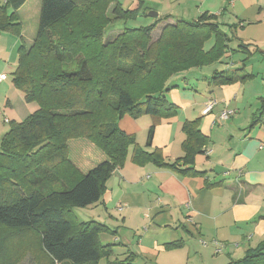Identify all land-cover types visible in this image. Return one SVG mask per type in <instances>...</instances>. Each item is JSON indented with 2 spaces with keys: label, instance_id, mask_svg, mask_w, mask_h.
<instances>
[{
  "label": "trees",
  "instance_id": "trees-1",
  "mask_svg": "<svg viewBox=\"0 0 264 264\" xmlns=\"http://www.w3.org/2000/svg\"><path fill=\"white\" fill-rule=\"evenodd\" d=\"M26 2L0 0V33L22 39L18 11ZM142 8L143 2L128 9L118 0H42L37 35L31 47L21 42L12 74L25 101L38 109L24 121H9L10 130L0 137V264H13L21 255L48 264H135L134 255L117 259L114 244L101 242L102 233L115 232L100 222L79 220L75 210L102 201L106 183L130 151L137 164L204 174L196 169L208 142L200 120L184 123V156L173 164L164 162L159 149L147 153L140 148L119 121L125 116L173 117L177 106L165 95L175 88L169 81L222 63L232 38L216 16L204 13L193 21L165 24L156 41L152 34L161 18L125 28L104 42L111 24L135 21ZM247 48L241 44L236 52L249 54ZM245 62L238 69L216 70L212 84L251 80ZM256 117L255 123L264 117V97ZM155 127L149 130L148 146ZM77 139L91 141L109 160L81 173L69 158V142ZM228 264H264V243Z\"/></svg>",
  "mask_w": 264,
  "mask_h": 264
},
{
  "label": "crops",
  "instance_id": "crops-1",
  "mask_svg": "<svg viewBox=\"0 0 264 264\" xmlns=\"http://www.w3.org/2000/svg\"><path fill=\"white\" fill-rule=\"evenodd\" d=\"M140 2L143 8L138 17L147 16L146 26L160 18L164 21L158 27L178 19L193 21L204 13L216 16L226 30L230 25H239L243 32L249 31L246 43L239 42L237 47L229 44V53L222 62L225 68L219 71L241 68L246 60L245 69L253 78L262 74L251 68L255 59L251 45L257 47L263 61L264 0H135L128 9H137ZM29 9L22 17L30 22L35 13ZM150 12H157L158 17H150ZM26 30L23 25L22 39L0 33V76L9 75L0 85V95L10 115L14 106H27L21 118H6L10 122H21L38 109L35 103H24V95L12 77L21 42L29 46L35 39V34L28 38ZM241 44L248 46L249 54L245 49L236 52ZM194 70L174 77L178 83L167 93L177 106L173 117L157 121L149 116H125L119 121L120 128L133 136L140 148L147 153L161 150L164 162L170 164L184 156L186 121L200 120L208 142L196 158V169L204 173L201 176L182 175L153 163L137 164L131 160V151L124 166L114 171L102 201L87 209L106 213L98 214L99 221L100 217H111L114 224L107 220L102 224L115 233L106 232L103 238L114 244L117 259L134 255L135 264H228L264 243V117L255 123L264 84L258 91L248 87L250 80L215 85L210 81L213 72L211 76L202 73L203 81H199L191 79ZM212 101L216 105L205 113ZM226 109L234 115L222 121L220 114ZM154 124L148 146L149 130ZM69 158L83 174L109 160L87 139L69 142ZM120 229L123 238L116 236Z\"/></svg>",
  "mask_w": 264,
  "mask_h": 264
},
{
  "label": "rangeland",
  "instance_id": "rangeland-1",
  "mask_svg": "<svg viewBox=\"0 0 264 264\" xmlns=\"http://www.w3.org/2000/svg\"><path fill=\"white\" fill-rule=\"evenodd\" d=\"M134 1L135 0H119V2L122 3V5H123L124 8H129V6ZM41 3H42V0H30L28 2V4L23 8V10L19 13V15L21 17V20L23 22V25L27 29L26 32H27V37L28 38L31 37V34H35L34 35L35 37L37 35V31H38V28H39V18H40ZM30 6H31V8L29 9ZM27 9H29L30 11H32L33 14L35 13L34 15L31 14V16H30V18H31L30 22L29 21H26L22 17V16H24L25 11ZM146 19H147V16L140 15L135 21L120 20V21L114 22L105 31V41L104 42H110V41L115 40V38H117V36L119 34H121L122 31L125 28L131 29V28H140V27L146 26L145 25ZM237 24H238V22H237ZM162 27L161 26L157 27V29L153 32V34H152L153 41H156L159 38V36L161 34ZM224 30L232 38V44L234 45L233 47H237L238 46L237 44L239 42H242V41L243 42L245 41V43H246V38L248 36L247 34L249 33V31L243 32L242 28L239 27V25H238V27L236 26V27H234V29H232L230 31L228 29L227 30L224 29ZM27 42H28V44H30V41H27ZM33 42H34V40H33ZM247 42H249V41H247ZM211 43H212V41L211 42H208L205 45V49L206 50L210 49V44ZM32 44L29 45V47H31ZM251 47H252V53L255 56V59L253 60L254 62L252 64V67L251 68L254 69V72L255 73L259 70L262 74H260L259 76L253 78L252 80H250V82L248 84V87H250L251 90L256 89L258 91L259 89L261 90V85L264 84V82H263L264 81V74H263V70H264V60L262 61L261 58H260V54L261 53L257 54V51H256V48L257 47L254 46V45H251ZM257 57L259 59H257ZM220 68L221 69L222 68H225V65L223 63H218V64H215V65H213L211 67L204 68V70H199V69H201V68H199L197 70H194V75L192 76L191 79H196V80H199V81H203L202 76H201L202 73H204L205 75L207 74L208 76H211L212 75V72L214 74V72L216 70H219ZM203 71H205V72H203ZM174 77H177V76H174ZM174 77L169 81L168 85H176L178 83V81ZM212 77H213V75H212ZM210 81L212 83V78H211ZM165 95L171 101V97L168 94H165ZM21 96L23 97L22 94H21ZM22 99L24 100V97ZM5 102L6 101H5L4 96L0 95V115L2 116L1 119H0V130H4L3 132H0V134H1L0 137L1 138L10 130L9 123H6L5 122L6 118H11L10 117L11 115H13L14 118H21L22 117V114H23V111L27 109L26 104H25V107H22V108L21 107L20 108L18 107V108L15 109V106H14L13 109L11 110V115H10V113L7 112L8 110L6 109ZM24 103H27V102L25 101ZM31 104H34V103H30V105ZM36 106L38 108V105L37 104H36ZM4 110H6V111L3 112ZM22 120L24 121L25 119H22ZM92 209L93 208H89V209H87V208H85V209H76L75 210V215H76V217L79 220H82V221H88V220H91L93 218H96L94 220L98 222L99 221L98 214L99 213H104V212H102V211L101 212H93ZM104 214H106V213H104ZM106 217H107V219H104L103 217H100L101 218V221H99V222L102 223V222H105V220H107L106 222L108 224H114V223L110 222V220H112L111 217H109L108 215ZM103 234L104 233H102L100 235L101 242L103 244H111V243H108L103 238ZM116 236H118L120 238H123L124 234L122 233V230L121 229L117 231ZM113 243H115V241H113ZM113 249L115 250L116 248L114 247ZM240 254H242V253H240ZM241 256H243V255H240L238 258H240ZM13 264H48V263L43 258L37 259V258H35V257L31 256V255H21V256H19V258H17V260H15L13 262ZM136 264H140V263H136Z\"/></svg>",
  "mask_w": 264,
  "mask_h": 264
},
{
  "label": "built area",
  "instance_id": "built-area-1",
  "mask_svg": "<svg viewBox=\"0 0 264 264\" xmlns=\"http://www.w3.org/2000/svg\"><path fill=\"white\" fill-rule=\"evenodd\" d=\"M9 75L7 74H3L0 76V85L6 81L8 79ZM216 105V102L215 101H212L209 105H208V108L206 109L205 113H209L213 107ZM232 115H234V112L233 111H230V110H224L221 114H220V119L222 121H226L228 120ZM6 123H9V120H5Z\"/></svg>",
  "mask_w": 264,
  "mask_h": 264
},
{
  "label": "water",
  "instance_id": "water-1",
  "mask_svg": "<svg viewBox=\"0 0 264 264\" xmlns=\"http://www.w3.org/2000/svg\"><path fill=\"white\" fill-rule=\"evenodd\" d=\"M149 16L152 18H157L158 17V13L157 12H150Z\"/></svg>",
  "mask_w": 264,
  "mask_h": 264
}]
</instances>
